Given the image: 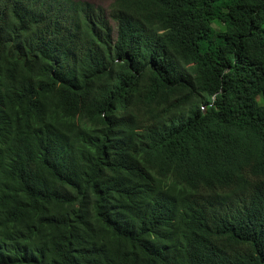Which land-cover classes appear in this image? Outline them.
<instances>
[{
  "label": "trees",
  "instance_id": "trees-1",
  "mask_svg": "<svg viewBox=\"0 0 264 264\" xmlns=\"http://www.w3.org/2000/svg\"><path fill=\"white\" fill-rule=\"evenodd\" d=\"M0 264H264V0H0Z\"/></svg>",
  "mask_w": 264,
  "mask_h": 264
},
{
  "label": "rangeland",
  "instance_id": "rangeland-1",
  "mask_svg": "<svg viewBox=\"0 0 264 264\" xmlns=\"http://www.w3.org/2000/svg\"><path fill=\"white\" fill-rule=\"evenodd\" d=\"M87 1H89L92 4H94L95 6L103 7L105 9L111 3V0H87ZM113 25H115V24L113 23ZM213 27L216 28V29H220V26H218L217 23L213 24Z\"/></svg>",
  "mask_w": 264,
  "mask_h": 264
},
{
  "label": "clouds",
  "instance_id": "clouds-1",
  "mask_svg": "<svg viewBox=\"0 0 264 264\" xmlns=\"http://www.w3.org/2000/svg\"><path fill=\"white\" fill-rule=\"evenodd\" d=\"M112 1V0H111ZM94 5V4H93ZM110 5V4H109ZM109 7V6H108ZM108 7L105 9V10H107L108 9ZM103 8V7H102ZM115 24V23H114ZM112 25H113V22H112ZM114 26V28H116V25H113ZM113 35H115V30L113 31Z\"/></svg>",
  "mask_w": 264,
  "mask_h": 264
}]
</instances>
